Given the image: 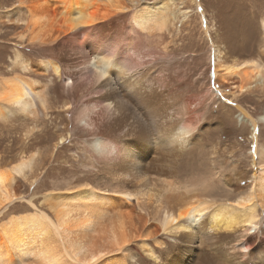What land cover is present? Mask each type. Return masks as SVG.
I'll return each mask as SVG.
<instances>
[{
    "label": "bare ground",
    "instance_id": "6f19581e",
    "mask_svg": "<svg viewBox=\"0 0 264 264\" xmlns=\"http://www.w3.org/2000/svg\"><path fill=\"white\" fill-rule=\"evenodd\" d=\"M173 5L174 0H18L0 12L3 23L22 28L16 37L29 47H52L77 56L73 64L63 65L47 56L33 62L16 50L12 64L21 72L0 74V119L35 118L39 108L48 110L53 102L47 88L56 79L73 93L81 86L85 91L77 90L79 100L59 102L66 110L79 106L76 120L96 136L89 150L98 160L119 161L121 166L117 172L112 166L116 178L110 187L86 181L47 191V208L37 206L17 186V177L34 167L37 152L0 167V217L17 203L29 204L0 222V264H132L130 247L138 240L155 264H247L244 256L255 259L253 252L264 246V110L250 113L247 106L235 103L251 126L254 169H236L226 177L211 164L209 175H220L223 181L220 191L207 185L209 190L182 192L172 164L167 165L169 157L195 140L202 119L195 101L187 98L174 109V78L169 68L155 67L157 54H169L166 32L181 13ZM122 29L127 31L121 33ZM212 38L208 55L218 80L208 87L211 96L225 99L227 88L217 84L233 76L238 84L227 91L234 100L258 84L264 88L260 56L230 58ZM42 76H47L45 82ZM179 109L187 115L183 122L176 121ZM127 177L132 184L122 187ZM131 197L150 205L154 219L159 216L157 225L136 224L128 209ZM183 228L188 231L176 236L173 244L165 241L166 235Z\"/></svg>",
    "mask_w": 264,
    "mask_h": 264
},
{
    "label": "rangeland",
    "instance_id": "374dc122",
    "mask_svg": "<svg viewBox=\"0 0 264 264\" xmlns=\"http://www.w3.org/2000/svg\"><path fill=\"white\" fill-rule=\"evenodd\" d=\"M17 1L0 0V12L6 7L15 6ZM199 4L203 16L199 13L201 12L198 9ZM173 7L178 8L181 13H177L178 16L172 19L170 33L166 32L165 43H167L169 54L161 56L157 54L159 59L155 62V67L156 69H161L163 66L169 68L168 72L174 78L173 84L178 88L173 90L177 91L172 92L173 96L170 95L176 101L174 109L179 108V103L187 98L196 102L193 105L197 106H195L198 109L197 114L202 119L194 132L197 138L187 143L173 159L169 157L170 161L167 165L172 164L177 174V181L182 186L180 189L182 192L204 191L212 186L214 190L215 188L218 190L223 187V181L220 175L218 177L214 174L209 175L208 171L213 167L212 165L226 177L233 175L236 169L242 173L246 171L251 173L254 169L251 158L253 146L251 126L242 119V114L235 103L247 106L250 113L262 112L264 110V88L258 84L251 91L242 93L234 100V96L227 91L235 90L238 84L237 77L233 76L225 83L217 84L220 88H227L223 92L226 100L211 96L212 92L208 87L211 86L213 79H218L213 77L212 73L213 63L208 55L211 51L209 41L213 37L216 43L226 49L227 56L230 58L244 57L252 53L260 56V61L264 64V0H174ZM182 12H186L187 16L183 17ZM2 21L3 17L0 19V74L9 75L12 71L21 72L18 66L12 64L16 50L33 62L47 56L58 60L63 65L74 63L77 57L75 54L61 53L52 47L45 48L46 50L29 47L27 43L16 37L22 31L21 27L5 24ZM125 23H128L127 18ZM205 25L208 27L207 31ZM122 30L124 31L121 33L127 31V29ZM142 42L145 41L142 40ZM41 79L45 82L47 76H42ZM77 90L85 91V88L77 86L73 93L67 86H64L62 80L56 79L47 88L49 102H53L48 110L41 111L39 108V114L37 113L35 118L13 115L7 121L0 119V167L10 166L22 156L26 157L32 152L39 154L32 170L27 171L25 176H18L16 180L19 191L27 198L33 197V202L40 208H47L44 206L43 198L44 194L50 190L57 192V190H65L67 187H73L86 181L94 182L93 184L98 183L99 187L112 186L117 168L121 167L117 166L119 161L107 163L103 159L98 160L97 154L89 150L91 149L89 145L96 136L82 130V125L77 122L75 111L79 106L76 104L74 111L62 108L60 102L64 99L79 100L80 93ZM202 101L204 103L200 105L199 102ZM181 111L179 109L175 112L177 122L180 120L183 122L187 116ZM28 128L32 130L29 132ZM61 137H64L63 141ZM261 139L264 149V135ZM132 141L137 144L135 139ZM234 165H236L235 168H233ZM112 166L116 172L112 170ZM200 173H202L201 176ZM203 175H206V178ZM210 177L211 184H209V179L207 180ZM127 178L121 180L122 187H129L132 184V178ZM201 184H204L203 188ZM129 206L128 209L132 211L133 218L140 228L145 223L148 226L157 225L159 216L155 217L156 220L154 219L152 208L150 205L146 206L144 200L140 198L138 201L135 197H131ZM27 207H29L27 202L17 203L0 217V222L2 219V221L6 220L9 214L21 213ZM186 231L188 229L183 228L176 234L166 235L165 241L173 244L175 237L181 233L185 234ZM151 244L154 246L153 242ZM131 246V253L134 256L131 259L132 264L156 263L149 258L140 240ZM256 251L252 255L255 259L244 256L247 264H253L254 260V262L257 260L264 264V246Z\"/></svg>",
    "mask_w": 264,
    "mask_h": 264
}]
</instances>
